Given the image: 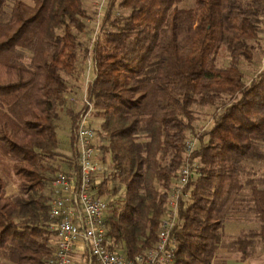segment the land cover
I'll use <instances>...</instances> for the list:
<instances>
[{
  "label": "trees",
  "instance_id": "1",
  "mask_svg": "<svg viewBox=\"0 0 264 264\" xmlns=\"http://www.w3.org/2000/svg\"><path fill=\"white\" fill-rule=\"evenodd\" d=\"M30 1L0 0V260L48 264L53 256L51 181L75 166L83 111L66 106V78L78 79L86 60L94 76L85 97L105 169L96 194L115 198L106 237L128 258L151 247L169 189L195 159L174 264H213L232 214L257 224L233 243L241 261L264 247V179L244 174L264 163V58L248 80L240 68L253 61L264 30V0H194L187 8L178 7L183 0H109L87 47L78 41L90 28L84 0ZM223 49L228 64L218 67ZM204 108H212L211 123L187 157L196 109ZM61 111L71 160L58 151ZM12 180L17 192L7 196Z\"/></svg>",
  "mask_w": 264,
  "mask_h": 264
},
{
  "label": "built area",
  "instance_id": "2",
  "mask_svg": "<svg viewBox=\"0 0 264 264\" xmlns=\"http://www.w3.org/2000/svg\"><path fill=\"white\" fill-rule=\"evenodd\" d=\"M109 0H96V16L101 20ZM83 111L75 133V166L59 171L51 181L48 204L49 230L52 232L53 256L48 264H73L74 255L81 253L87 264H174L179 209L189 197L188 184L195 176L197 162L185 163L172 183L154 244L126 257L116 242L106 237V215L109 201L96 194L104 170L101 153L94 143L96 129L91 126L92 104L84 96ZM196 139L185 142L189 157Z\"/></svg>",
  "mask_w": 264,
  "mask_h": 264
},
{
  "label": "rangeland",
  "instance_id": "3",
  "mask_svg": "<svg viewBox=\"0 0 264 264\" xmlns=\"http://www.w3.org/2000/svg\"><path fill=\"white\" fill-rule=\"evenodd\" d=\"M26 3L31 4L30 0H21ZM194 4V0H183L178 7L179 8H187L191 7ZM84 6L86 9V13L89 17V26L87 33L80 34L78 36V41L81 42L84 46H90L92 43V39L94 38L95 32L100 24V19L97 18L96 13V0H84ZM116 10V9H115ZM121 12V10H120ZM255 46L253 51V61L251 63L241 62L240 68L244 73L245 78L248 80L250 77L255 75L258 70L262 67V58H264V30L259 34V40L257 43L253 44ZM81 58V57H80ZM228 55L226 51L223 49L219 52L217 56V66L224 67L228 64ZM83 64V72L79 76L78 79L73 80L70 78H66V80L70 83L73 92L70 95H66L67 104L69 108L73 111H78L82 108L83 97L86 94V86L92 80L94 76V67L90 60L81 61ZM74 93V94H73ZM199 115V121L193 125V135L190 134L188 138H195L197 145V136L196 133H199L205 129H207L210 125V113L212 112V108H204V109H196ZM92 115V114H91ZM91 126L93 128H97L98 121L93 117L91 119ZM57 136L59 139V152L62 154L60 156L64 160H68L71 153L69 152V119L64 111H61L59 114V120L57 122ZM97 139L95 138L94 143L97 145ZM76 149V148H75ZM76 159V158H75ZM71 160V158L69 159ZM64 163V162H61ZM66 169V166H65ZM105 170V169H104ZM245 175H251L255 173L254 178H262L264 179V163L260 164H248L245 167ZM63 171V170H62ZM107 172L105 173V175ZM17 192L16 188V180H12L8 183L6 187V195L13 196ZM107 198L109 201L108 206L111 202L115 201V198L109 196H103ZM249 219H253L252 215H248L243 213V215L232 214L229 221L226 223L224 231H223V239L222 246L217 252L215 260L213 264H264V247L261 244L255 245L252 248L251 256L245 260L241 261L239 253L234 251V241L235 239L242 233L251 232L252 229H255L257 224ZM253 232V231H252ZM119 247V245H118ZM0 264H6L3 260H0Z\"/></svg>",
  "mask_w": 264,
  "mask_h": 264
},
{
  "label": "crops",
  "instance_id": "4",
  "mask_svg": "<svg viewBox=\"0 0 264 264\" xmlns=\"http://www.w3.org/2000/svg\"><path fill=\"white\" fill-rule=\"evenodd\" d=\"M73 264H87V261L81 253H76L74 255Z\"/></svg>",
  "mask_w": 264,
  "mask_h": 264
}]
</instances>
